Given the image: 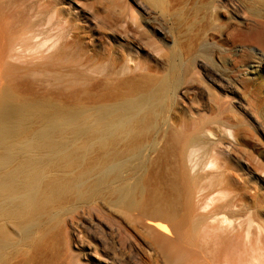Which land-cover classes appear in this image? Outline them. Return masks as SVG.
Wrapping results in <instances>:
<instances>
[{
	"label": "bare ground",
	"instance_id": "1",
	"mask_svg": "<svg viewBox=\"0 0 264 264\" xmlns=\"http://www.w3.org/2000/svg\"><path fill=\"white\" fill-rule=\"evenodd\" d=\"M196 2L0 0V264H264V0Z\"/></svg>",
	"mask_w": 264,
	"mask_h": 264
},
{
	"label": "rangeland",
	"instance_id": "2",
	"mask_svg": "<svg viewBox=\"0 0 264 264\" xmlns=\"http://www.w3.org/2000/svg\"><path fill=\"white\" fill-rule=\"evenodd\" d=\"M79 1L84 2L83 4L86 5V7L84 6L86 10H96L99 13H101L102 15L108 14L109 13V10H111V9L113 10V7L115 9V8L119 7L123 3V0H120V1L119 0H99V1H97V0H79ZM196 1H197L196 2L197 4H200V3H203V2L206 3L209 0H196ZM19 2L20 1H18V3ZM23 2H25V1H23ZM23 2H20V3L22 4ZM117 2L119 4V6H117L118 5ZM25 3H23V5L20 4L19 5V8L21 10L22 15L24 16V19L26 21H28L30 19L29 18L30 15L28 16V13H27V10H26L27 9V3L26 4ZM115 3H116V7L114 6ZM236 3L240 6V8L242 10V13L245 11L244 14H245L246 18L248 19V21H246V24H244V23L241 24V25L239 24V29L241 31H247L249 28H253L254 26L252 24V21H250V20L256 19V15L253 14L249 10L250 5L248 4L247 0H236ZM74 6H75V4H74ZM110 7H112V8H110ZM188 10H189V13H190V11H192V12L194 11V10H192V5H190L188 7ZM221 17H222V20L223 21H225V19L227 18L226 16H223V15H221ZM27 24H30V23L28 22ZM237 42H238L237 44H239V45H241L242 43H244V44L247 45V46L245 45L247 47V49H245V51H246L247 60L249 62L251 60V55H255L256 56V54H257L258 57L260 56V52H259V50L257 48V43L252 38H250V37H248V38L247 37H245V38L242 37ZM235 47H237L236 44H235ZM238 48H239V46H238ZM148 61H150V60L148 59ZM192 95H193L192 92L191 93H187L184 96L182 95V99L179 98L180 99V102L186 104L187 102H189L191 100ZM254 133L251 132V136H253V137L250 136V138H249V145H250L249 150L254 151V154H256V155L259 156V154L261 153V151L264 150V137L260 133H257V132H254ZM143 152L145 154L144 155L145 158H146V156L147 157H150V158H152L154 156V153H152L151 150H144ZM136 164H137V160H136V162L135 161H132L130 163V165L131 166H134V168L136 167ZM127 172H129V176H130V177H128V181L129 182H132V181H134V179L136 177H138V176H140V175L143 174V172H144V166H142V167H136L135 169H133L132 172H130V171H127ZM84 234L86 236H88L93 241L96 240L97 237H98V235L94 231V228L93 227H85L84 228Z\"/></svg>",
	"mask_w": 264,
	"mask_h": 264
}]
</instances>
